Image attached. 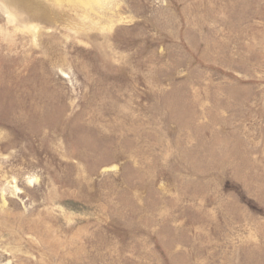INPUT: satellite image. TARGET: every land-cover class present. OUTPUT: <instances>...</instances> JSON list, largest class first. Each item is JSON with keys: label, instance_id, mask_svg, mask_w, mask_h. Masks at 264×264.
<instances>
[{"label": "rangeland", "instance_id": "obj_1", "mask_svg": "<svg viewBox=\"0 0 264 264\" xmlns=\"http://www.w3.org/2000/svg\"><path fill=\"white\" fill-rule=\"evenodd\" d=\"M0 264H264V0H0Z\"/></svg>", "mask_w": 264, "mask_h": 264}]
</instances>
